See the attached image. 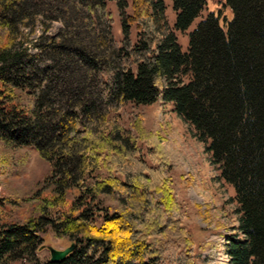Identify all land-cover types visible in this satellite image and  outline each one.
<instances>
[{
    "label": "trees",
    "instance_id": "1",
    "mask_svg": "<svg viewBox=\"0 0 264 264\" xmlns=\"http://www.w3.org/2000/svg\"><path fill=\"white\" fill-rule=\"evenodd\" d=\"M171 1L173 27L164 0H0V150L35 149L51 167L41 215L0 223V264H201L173 188L179 151L142 115L133 131L119 123L128 103L157 101L235 192L234 232L199 248L213 264H264V0H226L232 19L209 12L186 51L176 33L206 0ZM49 229L75 245L63 261L40 258Z\"/></svg>",
    "mask_w": 264,
    "mask_h": 264
},
{
    "label": "rangeland",
    "instance_id": "2",
    "mask_svg": "<svg viewBox=\"0 0 264 264\" xmlns=\"http://www.w3.org/2000/svg\"><path fill=\"white\" fill-rule=\"evenodd\" d=\"M167 7V18L171 27L175 22V11L171 0H164ZM226 0H206L200 17L186 33L177 32L184 51L188 48L189 33L208 15L209 12L222 11V15L232 19V11L225 4ZM109 10L114 17V33L121 40L120 20L116 7L110 3ZM222 25L223 22L221 20ZM227 30V25L224 26ZM40 31H38L39 33ZM37 33V32H36ZM5 32L0 31V40ZM37 35V34H36ZM21 102L26 103L24 93L18 92ZM18 95V96H19ZM136 115L144 117V127L154 129L161 137L162 145L168 147L177 156L178 169H171L173 188L178 201L186 213L185 227L191 233L197 245V256L201 264L208 261L217 263L221 259L210 247L202 248L207 239L216 243V234L224 229L231 234L230 227L237 225L238 205L231 185L221 177V171L214 166L211 155L207 151L208 143H203L194 135L189 127L173 111L169 103L161 105L160 101L148 106H137L128 103L120 116L121 127L133 131ZM3 161V162H2ZM2 162V163H1ZM0 197L5 205L0 204V223L4 221L24 223L30 218L41 215L42 197L50 194L46 178L50 175V164L35 149L0 150ZM15 200V203L9 202ZM44 248L39 255L42 260L51 258L50 249L63 251L72 243L67 238H58L51 229L42 236ZM209 241V240H207ZM219 244V243H216Z\"/></svg>",
    "mask_w": 264,
    "mask_h": 264
},
{
    "label": "water",
    "instance_id": "3",
    "mask_svg": "<svg viewBox=\"0 0 264 264\" xmlns=\"http://www.w3.org/2000/svg\"><path fill=\"white\" fill-rule=\"evenodd\" d=\"M75 249V245H71L69 248L63 250V251H58L55 249H50V254H51V261L52 262H60L63 261L69 254H71Z\"/></svg>",
    "mask_w": 264,
    "mask_h": 264
}]
</instances>
